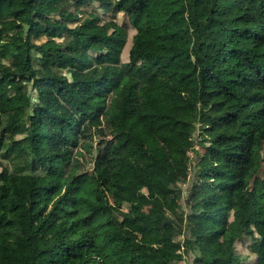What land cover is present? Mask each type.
<instances>
[{
	"label": "trees",
	"instance_id": "16d2710c",
	"mask_svg": "<svg viewBox=\"0 0 264 264\" xmlns=\"http://www.w3.org/2000/svg\"><path fill=\"white\" fill-rule=\"evenodd\" d=\"M258 174L264 0H0V264H264Z\"/></svg>",
	"mask_w": 264,
	"mask_h": 264
},
{
	"label": "rangeland",
	"instance_id": "374dc122",
	"mask_svg": "<svg viewBox=\"0 0 264 264\" xmlns=\"http://www.w3.org/2000/svg\"><path fill=\"white\" fill-rule=\"evenodd\" d=\"M122 29L124 30L125 34H126V44L125 46L122 48V59L124 62H127L129 60V53L130 50L133 46V38L136 35V30L135 28L131 25V23L128 20V17L125 15H120L119 19H118ZM45 40V39H44ZM58 41H61L60 38H57ZM37 61V60H35ZM38 63L36 62V67H37ZM38 70L40 72L45 71L44 68L42 67H38ZM64 73H66V71H64ZM205 150L204 147L202 146H196L194 151H191L189 153L188 158L192 161V166H195L196 161H197V157H199V155L204 154ZM3 163L5 164V161H3ZM252 184H255L256 187L260 188V189H264V176L262 174H258L256 179L254 180V182ZM181 189L186 192L189 188V184H183L180 186ZM184 201H187V196H184ZM117 207L121 210H125L126 209V205L125 204H117ZM254 212H250L246 205L243 202H237L234 209L232 210V212L230 213L229 219H228V228L232 229L236 232H241L244 228H247V230L249 231H253V227L251 222L254 219ZM241 245L239 246V249H241ZM182 264H192V259L190 257L185 256L184 260L182 262Z\"/></svg>",
	"mask_w": 264,
	"mask_h": 264
}]
</instances>
